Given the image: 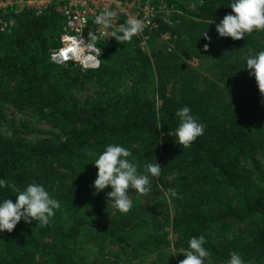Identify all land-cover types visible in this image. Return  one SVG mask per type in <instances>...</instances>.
Here are the masks:
<instances>
[{"label": "trees", "instance_id": "trees-1", "mask_svg": "<svg viewBox=\"0 0 264 264\" xmlns=\"http://www.w3.org/2000/svg\"><path fill=\"white\" fill-rule=\"evenodd\" d=\"M197 1L180 24L161 23L150 34L149 55L134 36L88 71L51 62L63 29L54 12L0 15L12 22L0 24V178L7 181L0 200L15 202L38 183L61 204L47 226L21 220L0 234V264H179L189 239L201 235L211 254L205 264H228L232 252L244 264H264V184L254 179L262 173L264 96L245 66L264 51V31L219 37L216 24L231 14V0ZM193 58L206 74L190 66ZM87 86L109 98L80 105L73 92ZM184 106L204 125L188 148L174 137ZM8 107L50 125L56 140L6 136ZM109 144L127 148L138 172L161 166L147 194L129 189L126 214L108 206L110 188L94 194L92 187L93 163Z\"/></svg>", "mask_w": 264, "mask_h": 264}, {"label": "clouds", "instance_id": "clouds-1", "mask_svg": "<svg viewBox=\"0 0 264 264\" xmlns=\"http://www.w3.org/2000/svg\"><path fill=\"white\" fill-rule=\"evenodd\" d=\"M231 14H227L216 24V32L219 37H230L232 40L244 39L246 34L253 31H264V0H231L228 5ZM115 14L105 11L98 15L95 22L107 30L111 25V18ZM214 22L213 20L209 23ZM143 31V21L136 18H129L121 24L117 31L108 32L109 37L118 42L131 40L132 37ZM119 33V34H118ZM208 39L206 32L203 35ZM96 39L92 35V40ZM92 53L88 57L94 61L92 67L98 68L100 50L88 44ZM207 48V45L205 46ZM245 66L249 76L255 78L258 90L264 96V51L248 56ZM244 66V67H245ZM178 118V126L175 129V142L183 148H188L200 136L204 134V125L197 121L187 106L181 107L175 113ZM132 153L119 144H109L95 159L93 165L98 169L92 187L94 194L110 188L107 192V203L116 209L120 214H126L132 208L129 189L135 190V195L147 194L151 189L150 178L160 175L161 166L155 163L144 164L143 172H138L137 165L129 159ZM7 181L0 178V189L5 188ZM167 195L177 197L175 189H169ZM61 208L60 202L53 198L45 187L38 183L28 184L24 190L19 191L15 196V202L9 198L0 200V234L5 231L11 233L18 222L23 220L25 224L35 221L36 225L47 226L55 211ZM206 243L203 235L192 237L188 241V248L184 251V259L179 264H205L210 257V252L204 247ZM228 264H244L241 256L230 253Z\"/></svg>", "mask_w": 264, "mask_h": 264}, {"label": "built area", "instance_id": "built-area-1", "mask_svg": "<svg viewBox=\"0 0 264 264\" xmlns=\"http://www.w3.org/2000/svg\"><path fill=\"white\" fill-rule=\"evenodd\" d=\"M25 10L37 16L48 11L57 14L63 29L59 47L51 52V62L62 67L73 66L88 71L99 69L105 52L118 42L107 33L117 31L129 18L143 21V31L135 36L139 39V48L149 55L150 34L159 30L161 23L171 24L175 7L166 0H0L2 16ZM105 11L115 14L107 30L95 22L96 17ZM0 24L2 29L12 26L8 20L0 19ZM92 35L96 37L94 41ZM88 44L100 50L97 56L100 60L98 68L92 67L94 61L88 59L96 55L87 47Z\"/></svg>", "mask_w": 264, "mask_h": 264}, {"label": "rangeland", "instance_id": "rangeland-1", "mask_svg": "<svg viewBox=\"0 0 264 264\" xmlns=\"http://www.w3.org/2000/svg\"><path fill=\"white\" fill-rule=\"evenodd\" d=\"M171 5L175 7V12L171 20L172 22L176 21V23L180 24L182 19L179 18L184 16L185 14L184 10L189 9L190 11H195L199 5V2L197 0H175V3ZM164 39L166 40L167 37ZM122 42H117L111 48H113L114 46L117 47ZM138 45L139 43H136L135 46L139 47ZM149 49H151L150 46ZM189 64L194 68H199L198 69L199 72L206 74L204 70L206 66L203 65L198 59L193 58L189 60ZM73 69L76 68L73 67ZM178 84L179 81L175 79L173 81V85L177 86ZM73 93L75 100L80 105H84L86 102L103 104L109 98V94H106L105 92L100 91L97 88H94L93 86H87L85 89L81 91H74ZM3 132L6 136L10 138L22 139L26 142H32V143L56 140V137L51 134L50 125L38 120L29 111L20 112L11 107H8L6 109V120L3 124ZM258 159L261 160L262 173L255 175L254 179L256 183L264 184V155L259 154ZM170 237L172 238V234L170 235ZM91 247L94 248V246ZM86 254L92 255L93 252L90 251L88 253V251H86Z\"/></svg>", "mask_w": 264, "mask_h": 264}]
</instances>
